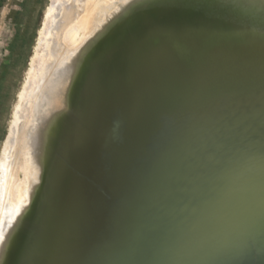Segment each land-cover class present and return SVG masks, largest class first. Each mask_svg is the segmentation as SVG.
I'll return each mask as SVG.
<instances>
[{
  "label": "bare ground",
  "instance_id": "obj_1",
  "mask_svg": "<svg viewBox=\"0 0 264 264\" xmlns=\"http://www.w3.org/2000/svg\"><path fill=\"white\" fill-rule=\"evenodd\" d=\"M35 41L0 264H201L264 226V0H49Z\"/></svg>",
  "mask_w": 264,
  "mask_h": 264
},
{
  "label": "rangeland",
  "instance_id": "obj_2",
  "mask_svg": "<svg viewBox=\"0 0 264 264\" xmlns=\"http://www.w3.org/2000/svg\"><path fill=\"white\" fill-rule=\"evenodd\" d=\"M48 4L49 0H5L0 7V63L8 59V68L0 72V153ZM135 13L136 9L132 8L127 17ZM122 23L124 20H118L116 28ZM252 92L248 91V95L238 99L231 107L243 103ZM160 212L159 215L163 213Z\"/></svg>",
  "mask_w": 264,
  "mask_h": 264
},
{
  "label": "water",
  "instance_id": "obj_3",
  "mask_svg": "<svg viewBox=\"0 0 264 264\" xmlns=\"http://www.w3.org/2000/svg\"><path fill=\"white\" fill-rule=\"evenodd\" d=\"M262 236L264 226L261 225L255 235L247 237L240 251L224 250L201 264H264V249H257Z\"/></svg>",
  "mask_w": 264,
  "mask_h": 264
},
{
  "label": "trees",
  "instance_id": "obj_4",
  "mask_svg": "<svg viewBox=\"0 0 264 264\" xmlns=\"http://www.w3.org/2000/svg\"><path fill=\"white\" fill-rule=\"evenodd\" d=\"M5 0H0V7L3 5ZM8 59H6V61H3L0 63V72H4L7 68H8V63H7Z\"/></svg>",
  "mask_w": 264,
  "mask_h": 264
}]
</instances>
